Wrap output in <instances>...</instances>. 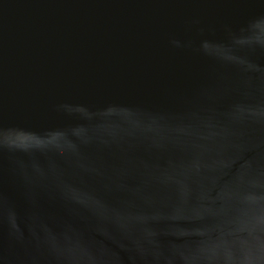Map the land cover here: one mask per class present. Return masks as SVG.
I'll return each mask as SVG.
<instances>
[{
  "label": "water",
  "instance_id": "obj_1",
  "mask_svg": "<svg viewBox=\"0 0 264 264\" xmlns=\"http://www.w3.org/2000/svg\"><path fill=\"white\" fill-rule=\"evenodd\" d=\"M0 264H264V0H0Z\"/></svg>",
  "mask_w": 264,
  "mask_h": 264
}]
</instances>
